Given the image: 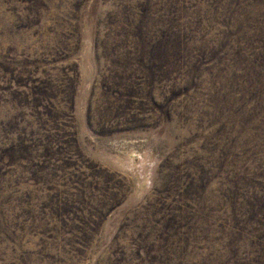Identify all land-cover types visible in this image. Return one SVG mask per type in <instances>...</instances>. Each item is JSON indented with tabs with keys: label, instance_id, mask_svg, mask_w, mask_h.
I'll list each match as a JSON object with an SVG mask.
<instances>
[{
	"label": "rangeland",
	"instance_id": "374dc122",
	"mask_svg": "<svg viewBox=\"0 0 264 264\" xmlns=\"http://www.w3.org/2000/svg\"><path fill=\"white\" fill-rule=\"evenodd\" d=\"M0 264H264V0H0Z\"/></svg>",
	"mask_w": 264,
	"mask_h": 264
}]
</instances>
